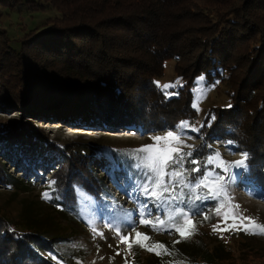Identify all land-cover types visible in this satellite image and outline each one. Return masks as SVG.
I'll use <instances>...</instances> for the list:
<instances>
[{
    "label": "trees",
    "instance_id": "obj_1",
    "mask_svg": "<svg viewBox=\"0 0 264 264\" xmlns=\"http://www.w3.org/2000/svg\"><path fill=\"white\" fill-rule=\"evenodd\" d=\"M11 1L20 3L23 0ZM25 1L34 11L52 9L56 15L42 24L44 28L27 30L16 39L2 26L0 13V82L12 86L14 77L25 76L23 80L27 85L24 82L23 85L27 86L28 99L20 110L23 123H30L29 118H37L39 114L49 123L59 122L74 128L82 126L83 129L123 125L155 132L164 128L172 130L180 121H189L192 125L199 117L193 106V89L197 79L205 76L207 83L217 81L226 85L231 107H211L200 121L201 134L233 141V146L248 153L249 176L264 191V21L258 17L248 18L252 21L244 29L246 18L243 16L250 6L264 10V0H246L242 5L239 0ZM0 2L11 6L9 0ZM247 41L251 49L244 56L249 69L235 80L231 79L238 58L236 65L227 66L226 61L232 57L238 43ZM169 59L179 61V85L173 89L178 94L170 97L165 96L156 83L164 75ZM80 76L87 82L73 89L71 83L78 81ZM19 88L18 85L13 90ZM2 95L4 92H0L1 103L5 97ZM68 101L73 105L85 101V112L74 113ZM211 116H215V120L209 124ZM15 135V140L26 146L32 147L35 140L38 144L47 143L45 139ZM98 141L93 139L84 149L79 146L77 151L81 157L91 160L94 153L101 154L102 149L109 147ZM43 145L46 144L36 146ZM193 153L199 155L192 158L201 161L203 175V161L212 150L197 149ZM192 158L186 159L187 166ZM72 167L74 171L77 168ZM88 169L93 173L91 164ZM56 179L53 195H58L59 199L52 200L62 205L61 210L79 212L89 197L107 203L102 196L104 190L101 193L92 190L95 182L103 189L102 181L96 176L83 181L81 176L68 172ZM9 181L16 186V179ZM52 188L47 187L50 192ZM202 189L206 190L184 188L183 202L174 201V209L187 211L192 208L199 214L207 199L194 200L193 206L188 197L202 194ZM176 192L179 194L180 189ZM74 200L76 203L70 205ZM4 223L0 220V264L85 262L84 252L65 249L61 237L51 238L43 233H31L28 237ZM202 260L218 264L225 258L221 252H216L212 258Z\"/></svg>",
    "mask_w": 264,
    "mask_h": 264
},
{
    "label": "rangeland",
    "instance_id": "obj_2",
    "mask_svg": "<svg viewBox=\"0 0 264 264\" xmlns=\"http://www.w3.org/2000/svg\"><path fill=\"white\" fill-rule=\"evenodd\" d=\"M245 1L239 0V5ZM9 2L11 6L3 5L0 2V13L3 15L2 26L16 39L21 38L27 30L42 27L49 17L56 15V11L52 9L34 11L33 7L28 5L29 3L25 0L20 3L11 0ZM40 4L38 8L43 5ZM221 16L223 19L222 14ZM243 16L246 18L244 27L246 29L249 22L252 21L248 18L258 17L264 21V10L259 11L250 6V10ZM244 29L240 28L241 31ZM241 43H238L234 54L226 61L227 66L236 65L235 60L236 57L238 58L236 60L238 65L233 68L231 79L246 73L250 66L246 65L244 54L251 49V44L249 41ZM177 62L179 61L174 59H169L166 62L165 73L157 80L159 85L173 83L177 85L174 89L178 87ZM234 70L236 77H234ZM188 76L190 77L191 73H188ZM81 77L76 79L78 81L71 83L74 86L73 89H79L81 84L87 82ZM93 77L97 78L98 76L94 75ZM201 77H203L202 80ZM23 78L25 76L14 77L12 82L15 85L12 86L9 85L10 83L0 82V92H4L2 96H5L2 98L4 101L2 103L0 101V220H3L5 225L14 231L17 230L16 232L28 235V237L34 233H43L51 238L61 237L65 241L63 243L65 249L75 248L84 252L85 262L83 264H126V261L127 264H209L202 259L212 258L216 252H221V256L225 258L218 264H264V233L220 230L233 223L231 218L225 223L223 217L225 212L233 210L234 205H239V208L236 209L237 214L250 217L256 224L264 225V191L262 186L255 184L249 176L248 166L232 169L235 178L225 182V192L219 198V203L223 207H220L219 211H217L218 202L207 199L203 205V211L191 215L195 231L186 239H182L179 233L171 227L175 221L168 218L173 214L174 201L163 209L161 216L163 224H158L155 228L152 224H141L138 215L140 207L145 203L150 207L153 204V198L146 197L141 189L142 185L148 182L146 173L153 174L145 168L137 169L134 166L140 161L139 159L133 160V156L143 157L145 154H136L133 150L153 144L151 137L164 136L169 130L164 128L160 131L150 132L148 129L143 130L123 125L109 128L103 126H87V128L84 126L86 128H81L83 132L77 133L66 130L67 125L63 123L61 124L64 128H54L52 123L47 122L44 115L39 116V114L37 118H29L30 123H23L20 110H23L24 103L28 99L26 97L28 90L27 86L23 85ZM9 82L11 81L9 80ZM24 84L27 85L25 82ZM18 85L20 88L13 90V87H18ZM17 90L19 92L15 93ZM193 90V105L196 104L195 109L199 117L194 124L184 130L185 134H182L180 139L186 145H193L194 148L178 146L182 147L184 151L193 150L194 152L197 149L205 151L207 148H211V155L218 150L221 157L227 161L243 159V154L246 152L240 151L228 141L217 136L207 137L200 131L191 130L193 127L199 128L200 121L211 107L231 105L226 85L217 81L207 83L205 76H200ZM167 91L173 92V89ZM85 101L79 105H73L68 101L73 105L71 111L79 115L85 112ZM13 102L16 105H12ZM172 131L175 132L177 129L174 128ZM14 132L24 138L27 135L30 139L34 137L33 140L36 138L37 140L45 139L47 143L40 142V144L46 145L39 147L36 145L40 144L35 140L36 145L26 146L15 140ZM93 139L99 140L97 143L104 142L109 147L102 149L101 154L94 153L91 160L87 156L81 157L80 152L77 151L78 147L87 148ZM76 140L79 142H74ZM195 156H199L198 153H194L193 157ZM87 158L90 162H87ZM59 159L60 162L62 160V164ZM216 162L219 163V160ZM90 164L93 167V173L88 169ZM72 166L77 167L75 171ZM193 167L195 165L189 163L187 166L185 161V168L189 172ZM208 167L211 168L212 165ZM216 171L220 172V169L217 168ZM68 172H74L75 175L81 176L83 181L89 180L90 176L100 179L103 189L98 182H95L92 190H98L100 193L104 190L102 196L107 200V203H100L101 201L89 197L88 200H86L87 198L84 200V207L81 206L79 212L76 210L74 212L69 209L61 210L62 205L58 207L59 203H55L54 199H44L42 194L49 191L47 189L49 182L54 180L57 183L56 178L60 179ZM200 176H202V171L191 174L189 178L195 179ZM10 179L17 180L16 186L10 184ZM167 179L168 177H165V180ZM148 183L149 191H151L154 181ZM54 187H57L56 184ZM197 189L195 190L197 191ZM202 192L200 195H207L206 190L202 189ZM75 203L76 200L70 205ZM183 206L186 208V205ZM72 208L74 207L72 206ZM75 209H79V207ZM62 212L66 214V217ZM204 213H207L208 219H205ZM129 216L131 220H129ZM155 217L156 212L153 210L152 215L146 216L144 219L155 221ZM131 221H135V223ZM108 225L113 226L109 227ZM115 225L121 227V233H117ZM166 228L169 231H165ZM191 228V224L185 225L186 234ZM135 232L143 233L149 237V239H145V236L139 237V240L147 247H141L134 242ZM121 234L129 236V240L122 242ZM175 241L180 242L174 243ZM130 243L132 244L131 249H129ZM158 245H162V247ZM153 246H155V250L149 251L148 247Z\"/></svg>",
    "mask_w": 264,
    "mask_h": 264
},
{
    "label": "snow or ice",
    "instance_id": "obj_3",
    "mask_svg": "<svg viewBox=\"0 0 264 264\" xmlns=\"http://www.w3.org/2000/svg\"><path fill=\"white\" fill-rule=\"evenodd\" d=\"M201 80L203 77L200 78ZM158 87H161L164 90L165 96L177 95L178 93L169 92L168 89H174L177 85L173 83H167L163 85H159V82H156ZM196 107V104L193 105ZM231 107V105H229ZM215 120V116H211V120L209 124ZM177 131L169 130L166 132L164 136H154L151 137L153 140V144L144 145L140 148L133 150L134 153L140 154L144 153L143 157L139 155L133 156V160L139 159V163H136L134 166L137 169L145 168L150 171L153 175H148L146 173V179L148 182H153L152 190L149 191V183L146 182L142 185V193L146 197L153 198V204L150 207L149 204H143L139 211L138 215L140 217L141 224H152L155 228L158 224H163V220L161 218L163 209L166 206H170L172 201H180L183 202L182 197L184 195L183 189L189 188L190 190H195L197 188H205L207 191V195H198L194 198L189 196L188 199L190 202L194 200H205L212 199L218 202V209L223 207L222 204L219 203V198L225 192L226 189V180H231L235 178V173H232V169L234 168H246L248 166L249 156L248 153L243 154V159L238 161H227L221 157V153L216 150L213 155H209L204 161V171L203 175L197 177L195 179H190L191 173H200L201 172V161L199 159L192 158L194 153L193 151L185 152L182 147L178 145H183L189 149L194 148L193 145H186L183 140L180 139V136L184 133V130L189 128V121H180L175 125ZM192 131H200L199 128L193 127ZM229 144H232L233 141H228ZM210 147V146H209ZM188 158L190 159V163L195 165V167L191 168V171L185 168V161ZM219 160V163L216 161ZM212 165L211 168L208 166ZM219 168L220 172H217L216 169ZM224 173V174H221ZM231 173V175H228ZM165 177H168L165 180ZM56 184V181H50L49 187L52 188ZM177 188L180 189V193L177 194ZM159 189V191H158ZM55 188H52V191H45L42 196L44 199H59V196H54ZM168 193V195H164ZM60 205H58L59 207ZM239 208V205H234L233 210L230 212H225L223 217L225 223L229 218L232 219L233 223L227 225L224 229H220L221 231H229V230H243L249 233H264V225L256 224L255 221H252L250 217H244L242 215L237 214L236 209ZM153 210L156 212L155 221L153 220H145L146 216H151ZM164 215H168L167 213H163ZM195 212L192 208H189L185 211L183 208H176L173 210V214L168 216L169 219L174 220L175 223L171 225L172 228L175 229L180 235L182 239H186L188 236L192 235L195 231V224L191 220V215H194ZM178 217V218H177ZM205 219H208L207 213H204ZM129 220H131L129 216ZM248 221V223H245ZM135 223V221H131ZM191 224L192 228L185 232V225ZM112 227L113 225H108ZM117 233H121L122 229L119 225H115ZM218 227V226H216ZM214 230H216L214 228ZM95 231V229H94ZM165 231H169L168 228ZM103 235V233H100ZM131 235V234H129ZM145 236V234L140 232H135V243L139 244L141 247H147L140 240L139 237ZM122 242H127L129 240V236L122 235L120 236ZM145 239H149V237L145 236ZM180 241H175L174 243H179ZM161 246L162 245H158ZM132 244H129V249H131ZM149 251H154L155 246L148 247ZM119 254V253H117ZM159 254V253H157ZM127 264V261H126Z\"/></svg>",
    "mask_w": 264,
    "mask_h": 264
},
{
    "label": "bare ground",
    "instance_id": "obj_4",
    "mask_svg": "<svg viewBox=\"0 0 264 264\" xmlns=\"http://www.w3.org/2000/svg\"><path fill=\"white\" fill-rule=\"evenodd\" d=\"M57 125L61 128L62 127V124L61 123H59V122H57V123H53V127L55 128V127H57ZM66 128V130H70V131H72V132H77V133H81V132H83V130L79 127V128H71L70 126H67V127H65ZM74 129V130H73Z\"/></svg>",
    "mask_w": 264,
    "mask_h": 264
}]
</instances>
